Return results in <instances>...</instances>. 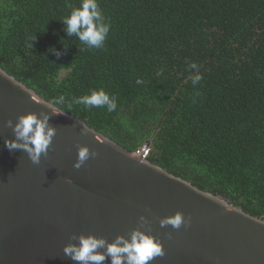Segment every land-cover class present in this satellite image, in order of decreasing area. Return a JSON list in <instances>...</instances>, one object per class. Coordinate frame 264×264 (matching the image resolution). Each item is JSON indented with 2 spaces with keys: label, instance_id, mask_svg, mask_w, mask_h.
Masks as SVG:
<instances>
[{
  "label": "trees",
  "instance_id": "16d2710c",
  "mask_svg": "<svg viewBox=\"0 0 264 264\" xmlns=\"http://www.w3.org/2000/svg\"><path fill=\"white\" fill-rule=\"evenodd\" d=\"M80 3L0 0V67L46 101L63 95L62 111L124 150L148 144L149 163L264 220V0H98L111 22L101 49L65 31ZM100 89L114 112L72 103Z\"/></svg>",
  "mask_w": 264,
  "mask_h": 264
},
{
  "label": "water",
  "instance_id": "95a60500",
  "mask_svg": "<svg viewBox=\"0 0 264 264\" xmlns=\"http://www.w3.org/2000/svg\"><path fill=\"white\" fill-rule=\"evenodd\" d=\"M33 89L0 67V264H80L63 248L93 235L106 247L139 229L164 250L149 264H264V220L221 196L199 190L148 160L124 150L83 121L53 114ZM46 114L56 129L46 155L34 164L27 153L10 151L21 115ZM87 126L88 129L85 128ZM97 155L73 167L78 147ZM182 212L190 223L161 227ZM146 219L141 222L140 217Z\"/></svg>",
  "mask_w": 264,
  "mask_h": 264
},
{
  "label": "clouds",
  "instance_id": "9594fccd",
  "mask_svg": "<svg viewBox=\"0 0 264 264\" xmlns=\"http://www.w3.org/2000/svg\"><path fill=\"white\" fill-rule=\"evenodd\" d=\"M62 22L67 35L75 36L89 49L103 48L111 27V22L102 13L98 0H81L79 7L72 8L70 14ZM49 51H55V49L51 48ZM189 67L191 69L198 68L194 62L190 63ZM160 74L162 73H157V75ZM201 79L202 76L198 74L193 77L192 82L195 85ZM136 83L142 84L143 81L137 79ZM44 103L52 110L53 114L58 115L62 113L59 106L65 103V97L61 95L44 101ZM72 103L83 105L85 108L106 107L109 113L114 112L117 108L115 96L110 97L103 89L91 90L90 94L74 98ZM48 120L49 117L46 114L41 119L34 113L19 116L15 125L11 119L7 120L6 127L12 128L15 139L5 140V147L10 151H24L34 164H39L41 156L47 154L56 135V129L49 126ZM85 128L88 129L87 126ZM96 155L97 153L90 152L87 146H79L78 157L73 167L80 169L90 157ZM145 219L144 216L140 217L141 222ZM188 223L190 221L186 220L184 214L179 211L160 220L161 227L171 225L176 229L182 225L187 226ZM105 245L106 241L103 238L81 235L78 245H66L63 252L80 264H102L106 256L98 250L105 248ZM106 253L111 258V264H149L155 257L163 256L164 250L162 244L153 236L134 229L130 239L118 236L114 242L108 243Z\"/></svg>",
  "mask_w": 264,
  "mask_h": 264
},
{
  "label": "built area",
  "instance_id": "2783aa9c",
  "mask_svg": "<svg viewBox=\"0 0 264 264\" xmlns=\"http://www.w3.org/2000/svg\"><path fill=\"white\" fill-rule=\"evenodd\" d=\"M133 154L146 161L150 155V147L148 144H143Z\"/></svg>",
  "mask_w": 264,
  "mask_h": 264
},
{
  "label": "rangeland",
  "instance_id": "374dc122",
  "mask_svg": "<svg viewBox=\"0 0 264 264\" xmlns=\"http://www.w3.org/2000/svg\"><path fill=\"white\" fill-rule=\"evenodd\" d=\"M66 74V72H62L61 77H63Z\"/></svg>",
  "mask_w": 264,
  "mask_h": 264
}]
</instances>
